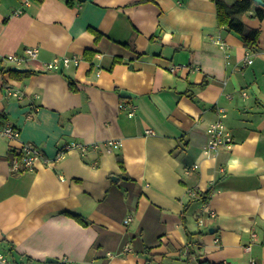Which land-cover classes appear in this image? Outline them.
I'll return each instance as SVG.
<instances>
[{
	"label": "crops",
	"instance_id": "0c3cea01",
	"mask_svg": "<svg viewBox=\"0 0 264 264\" xmlns=\"http://www.w3.org/2000/svg\"><path fill=\"white\" fill-rule=\"evenodd\" d=\"M241 19L259 29L252 47L212 0H0V127L19 131L0 136V252L190 264V247L210 264H264V18ZM28 46L37 56L14 70L5 57ZM64 55L81 60L44 68ZM219 107L232 144L213 153ZM70 141L86 151L58 157ZM23 142L41 158L13 171Z\"/></svg>",
	"mask_w": 264,
	"mask_h": 264
},
{
	"label": "built area",
	"instance_id": "2783aa9c",
	"mask_svg": "<svg viewBox=\"0 0 264 264\" xmlns=\"http://www.w3.org/2000/svg\"><path fill=\"white\" fill-rule=\"evenodd\" d=\"M222 44V43H220ZM38 53V47L35 46H28L24 48V51L20 55H13L9 54L5 57V59L11 63H14L15 65H20L22 63H25L27 60L34 59L37 56ZM79 60H81L77 55H64L61 57H54L52 61H48L44 63V68L46 70H53L56 71L59 69L60 65L68 66L70 64L77 65ZM252 62V58L250 54H246L244 59V64H248ZM6 94L7 95H14L18 98H20V94L18 91H13L14 89L7 88ZM245 93H243L244 95ZM129 115L133 113L132 110L128 111ZM224 109L219 107L217 108V119L209 123L206 132L209 136V142L207 144V148L209 151L213 153H217L220 148L222 147H231L232 144V138L231 134L226 129V126L223 122V117L225 116ZM0 136H4L8 138L9 140H17L19 137V131L17 128L6 124L0 127ZM107 144L111 148H117L121 145V142L119 140H108ZM71 149H78L82 152L86 151L87 145L78 143V142H71L67 143L61 148V150L58 152L57 156L61 157L65 151L71 150ZM15 158H13L11 163V170L13 171H19L23 169H32L35 165V162L41 158V151L38 147L33 145L32 143L23 142L20 144V146L15 149ZM196 165H194L195 167ZM130 220L129 218L125 219V222H128ZM199 225L205 224L204 218L198 219ZM63 261L65 264H72L67 260V258H64ZM0 263L2 264H31L27 261H19V262H11L2 252H0Z\"/></svg>",
	"mask_w": 264,
	"mask_h": 264
},
{
	"label": "trees",
	"instance_id": "16d2710c",
	"mask_svg": "<svg viewBox=\"0 0 264 264\" xmlns=\"http://www.w3.org/2000/svg\"><path fill=\"white\" fill-rule=\"evenodd\" d=\"M141 1H145V0H141ZM212 1L215 3L216 6V13H217L219 26L226 27L228 30L237 33L246 47L254 46L257 41L259 29L247 27L243 23L241 16L248 11H252L253 16H256L259 19H263L264 8L261 6H254L252 9L253 3L251 0H233L231 3H228L226 0H212ZM89 53L92 52L89 50L85 51V56L88 55ZM72 86L73 83L69 81V87L73 89ZM197 196H199V198H203L202 200H205L206 198V195H202V194H199ZM199 198H194L193 200H191V202L196 201ZM187 239H189V234L187 235ZM192 254H194L196 257L195 250L193 248L188 247L186 250L185 259L189 261ZM197 261L199 262V264H210L206 261L198 260V258Z\"/></svg>",
	"mask_w": 264,
	"mask_h": 264
},
{
	"label": "water",
	"instance_id": "95a60500",
	"mask_svg": "<svg viewBox=\"0 0 264 264\" xmlns=\"http://www.w3.org/2000/svg\"><path fill=\"white\" fill-rule=\"evenodd\" d=\"M253 2L254 5L256 6H261L264 8V0H251ZM14 70H17V71H23V70H26L25 68H20L18 66H14L12 67ZM120 95L123 97H132V96H135L133 93L127 91V90H123L121 89L120 90ZM115 177L112 178V180L114 179ZM46 261L47 262H50V263H55L56 262V259L54 258H46ZM190 264H199V262L197 261V258L195 257L194 254L191 255L190 257Z\"/></svg>",
	"mask_w": 264,
	"mask_h": 264
},
{
	"label": "rangeland",
	"instance_id": "374dc122",
	"mask_svg": "<svg viewBox=\"0 0 264 264\" xmlns=\"http://www.w3.org/2000/svg\"><path fill=\"white\" fill-rule=\"evenodd\" d=\"M230 1H233V0H230Z\"/></svg>",
	"mask_w": 264,
	"mask_h": 264
}]
</instances>
